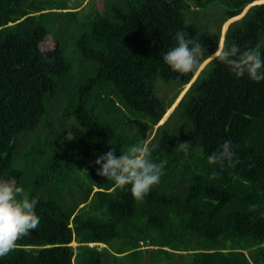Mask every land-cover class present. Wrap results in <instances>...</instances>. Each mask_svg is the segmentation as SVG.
Segmentation results:
<instances>
[{
	"label": "trees",
	"instance_id": "obj_1",
	"mask_svg": "<svg viewBox=\"0 0 264 264\" xmlns=\"http://www.w3.org/2000/svg\"><path fill=\"white\" fill-rule=\"evenodd\" d=\"M189 1L0 0V179L39 220L0 264H264V81L162 60L180 29L264 59V0ZM141 139L166 163L136 201L93 162ZM225 139L238 163L209 165Z\"/></svg>",
	"mask_w": 264,
	"mask_h": 264
},
{
	"label": "clouds",
	"instance_id": "obj_2",
	"mask_svg": "<svg viewBox=\"0 0 264 264\" xmlns=\"http://www.w3.org/2000/svg\"><path fill=\"white\" fill-rule=\"evenodd\" d=\"M174 46L163 55L162 60L169 69L176 73H189L201 65V61L218 60L234 78L245 77L252 81H264V59L257 48L241 49L235 43L226 47L220 46L211 55L205 54L198 40L188 38L185 30L174 33ZM155 142L143 139L130 144L126 150L116 155L113 149L99 155L94 160L97 175L110 179L115 187L127 186L131 197L142 201L151 188L160 182L163 166L166 161H155L151 158L152 151L157 148ZM191 145L188 141L180 142L176 150L185 157ZM209 165H227L238 163L232 142L225 139L218 148L207 155ZM216 176L215 170L211 172ZM37 204L29 200L17 185L15 178L0 179V259L13 252L18 242L25 240L29 234L39 227V220L33 215Z\"/></svg>",
	"mask_w": 264,
	"mask_h": 264
},
{
	"label": "rangeland",
	"instance_id": "obj_3",
	"mask_svg": "<svg viewBox=\"0 0 264 264\" xmlns=\"http://www.w3.org/2000/svg\"><path fill=\"white\" fill-rule=\"evenodd\" d=\"M57 1H59L60 3L61 2H63V1H65V0H57ZM71 1H73V2H71ZM75 1H79V0H67V2H70L71 3V6L73 7L74 5H75ZM189 1V0H188ZM102 2V0H84V2H82L81 4H79V6H78V8L77 9H80L81 11L79 12V13H84V12H86V10L89 8V7H91L92 5V3H95V4H97L96 6H98L99 7V5H100V3ZM190 2V1H189ZM190 18H194V13H193V11H191V13H190ZM215 17H213L212 19H214ZM49 40V39H48ZM44 48H48V47H51L50 46V44L48 43V41L44 44V46H43ZM204 63H206V62H204ZM203 66V65H202ZM202 66L200 67V69L202 68ZM176 85H167V84H164V88L166 89H163V91L162 90H159L158 91V93H157V95L159 94L160 96H163L164 94V90H165V92H167L166 94H165V97H166V99L167 98H169L171 95H172V93H174L173 91L176 89ZM185 90V88L184 89H182V91L179 93V96L182 94V92ZM179 96H178V98H179ZM177 98V99H178ZM177 99H176V101H175V103L177 102ZM57 116H55V118H56ZM71 246H75V243H71ZM99 246H102V245H99Z\"/></svg>",
	"mask_w": 264,
	"mask_h": 264
}]
</instances>
